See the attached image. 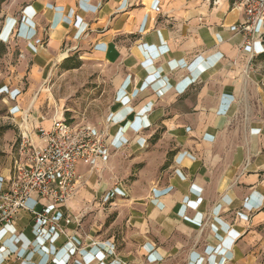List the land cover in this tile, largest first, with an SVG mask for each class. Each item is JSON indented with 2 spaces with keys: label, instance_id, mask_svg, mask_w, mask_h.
Listing matches in <instances>:
<instances>
[{
  "label": "crops",
  "instance_id": "0c3cea01",
  "mask_svg": "<svg viewBox=\"0 0 264 264\" xmlns=\"http://www.w3.org/2000/svg\"><path fill=\"white\" fill-rule=\"evenodd\" d=\"M244 19L237 0L10 1L0 104L38 146L61 117L107 127L109 157L79 164L66 204L30 199L57 227L0 228V264H264V21L248 41ZM76 56L111 83L99 126L23 107Z\"/></svg>",
  "mask_w": 264,
  "mask_h": 264
},
{
  "label": "built area",
  "instance_id": "2783aa9c",
  "mask_svg": "<svg viewBox=\"0 0 264 264\" xmlns=\"http://www.w3.org/2000/svg\"><path fill=\"white\" fill-rule=\"evenodd\" d=\"M244 7L245 19L239 26L248 41L260 38L258 27L264 21V0H237ZM29 114L21 116L18 157L14 162L11 185L0 191V228L13 225L22 211L32 215L41 225L57 227L58 223L46 207L40 210L29 205L33 196L52 205L66 204L77 192L78 166L91 165L109 157L107 127L75 126L58 118L51 129L37 128L45 145L38 146L30 136ZM114 195V194H112Z\"/></svg>",
  "mask_w": 264,
  "mask_h": 264
},
{
  "label": "rangeland",
  "instance_id": "374dc122",
  "mask_svg": "<svg viewBox=\"0 0 264 264\" xmlns=\"http://www.w3.org/2000/svg\"><path fill=\"white\" fill-rule=\"evenodd\" d=\"M11 0H0V28L7 6ZM261 38V36H260ZM6 54L0 50V68L6 69ZM106 68L86 63L78 56L53 70L48 78L39 79L34 90L24 102L27 108L35 102L31 113L36 117L53 119L63 113L75 122L99 126L103 115L109 109L113 91L110 80L105 75ZM26 87V78H19ZM36 100V101H35ZM14 110L9 105L0 104V181L13 175L14 162L18 157L20 143V125L13 119Z\"/></svg>",
  "mask_w": 264,
  "mask_h": 264
},
{
  "label": "trees",
  "instance_id": "16d2710c",
  "mask_svg": "<svg viewBox=\"0 0 264 264\" xmlns=\"http://www.w3.org/2000/svg\"><path fill=\"white\" fill-rule=\"evenodd\" d=\"M6 49H7L6 45L0 42V50L5 51Z\"/></svg>",
  "mask_w": 264,
  "mask_h": 264
}]
</instances>
